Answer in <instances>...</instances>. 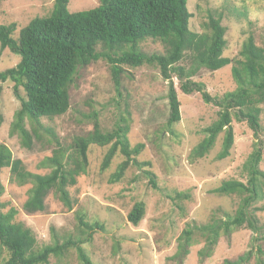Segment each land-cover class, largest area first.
I'll return each mask as SVG.
<instances>
[{
	"label": "rangeland",
	"instance_id": "obj_1",
	"mask_svg": "<svg viewBox=\"0 0 264 264\" xmlns=\"http://www.w3.org/2000/svg\"><path fill=\"white\" fill-rule=\"evenodd\" d=\"M98 4L99 0H70L68 8L75 12ZM188 7L193 14L190 28L199 33L204 31L203 23L210 11L223 15L228 42L224 55L227 57L238 58L243 42L251 35L257 45H264V0H188ZM52 9V0H0V23L15 22L14 36L18 38L31 19L49 15ZM141 48L147 53H165V45L159 40L146 39ZM19 61L20 55L9 48L1 49L0 45V71L16 66ZM232 65L217 71L202 68L193 79L204 82L212 96H222L237 88ZM124 69L120 96L107 61L100 59L81 67L69 89L70 109L53 119L42 118L41 137L33 138L31 149L24 147L20 138L10 133L20 100L14 94L13 82H0V144L7 145L13 158L21 159L27 170L46 174L51 168L42 166V161L52 156L58 145L45 128L53 129L61 146L71 147L78 137L93 130V120L89 117L92 111L99 113L103 130H112L121 115L130 112L131 145L145 144L137 159L152 162L151 170L157 176L158 187L154 188L144 172L133 165L119 182L111 183L110 176L125 157L117 152L110 167L102 171V160L110 144L90 145L87 172L69 188L78 200L73 210L68 211L52 191L46 199L44 212L28 214L23 205L32 183H18L10 168L1 172L5 189L0 195V210L8 213L15 209L14 221L24 222L33 231L38 248L56 240L88 239V232L79 223L80 215L89 221L100 222L104 229H97L83 244L92 264H224L226 259H237L248 252L253 254L247 264H258L259 257L264 261V194L254 204L260 233L247 226L234 228L230 235L222 233L213 254L204 259L199 251L206 241L200 234H195L189 254L182 260L176 255L178 240L185 228L226 220L239 207V195H221L213 190L224 180H248L245 164L256 141L248 123L233 119L235 142L228 157L218 158L224 132L207 155L194 157L192 150L205 137L204 128L217 119L220 108L205 102L200 92L184 93L180 81L174 77L181 103V121L171 132L166 125L170 113L169 81L152 65H124ZM21 93L24 95L23 89ZM261 125L260 136L264 140V105ZM25 126L29 130L33 128L29 119L25 120ZM260 169L264 171V154ZM176 191L190 196L181 202L182 210L171 197ZM138 201L145 203L146 210L142 221L135 226L128 220V214ZM8 258V250L0 244V264ZM48 264L84 263L77 250L72 248L63 256H52Z\"/></svg>",
	"mask_w": 264,
	"mask_h": 264
},
{
	"label": "trees",
	"instance_id": "obj_2",
	"mask_svg": "<svg viewBox=\"0 0 264 264\" xmlns=\"http://www.w3.org/2000/svg\"><path fill=\"white\" fill-rule=\"evenodd\" d=\"M52 1L50 14L31 19L21 29L18 38L14 36L17 29L15 22L0 23L1 49L9 48L20 55L16 66L0 71V82H13L14 94L20 100L10 133L17 135L22 145L31 149L33 138L41 137L42 118L53 119L70 109L69 89L81 67L100 59L107 61L114 87L121 96L124 65L155 66L169 81L170 113L166 125L171 132L174 125L181 121V103L174 77L180 81L184 93L200 92L205 102L220 108L217 119L204 128L206 135L192 150V156L207 155L218 136L224 132L223 147L218 158L228 157L235 142L233 119L246 121L256 138L254 149L245 164L248 180H224L213 190L221 195L240 196V205L235 214L226 220L185 228L178 240L177 257L182 260L189 254L195 234H200L206 241L199 251L204 259L213 254L222 233L230 235L234 228L242 226L260 233L254 204L264 194V171L260 169L264 154V140L260 136L264 105V45H257L251 35L243 42L238 58L225 56L228 42L227 28L222 23L223 15L210 11L207 21L203 23L204 31H193L190 28L193 14L189 10L188 0H99L97 6L75 12L68 8L70 0ZM146 39L161 41L165 45V53L143 51L141 43ZM232 63L231 72L237 88L222 96H212L204 82L193 79L202 68L217 71ZM127 115H121L112 130H103L99 113L92 111L89 117L93 120V130L78 137L71 147L61 146L53 129L45 128L58 145L53 155L42 161V166L51 168L46 174L27 170L21 159L13 158L7 145L0 144V195L5 189L1 179L2 169L10 168L18 183H32L23 205L28 214L44 212L46 199L52 191L71 211L78 200L72 196L69 188L75 186L78 177L87 172L89 146L109 144L102 160V171L110 167L117 152L125 157L110 176L111 183L119 182L133 165L142 170L152 186L157 188V176L151 170L152 162L137 159L145 144L131 145L130 112ZM26 119L33 124L31 130L25 126ZM171 197L182 210L181 202L190 196L176 191ZM145 207L143 201L134 204L128 214V220L133 225L137 226L142 221ZM15 214V209L8 213L0 210V244L9 252V258L3 264H48L52 256H63L72 248L77 250L82 263L92 264L83 244L91 239L97 229H104L100 222L89 221L80 215L79 223L88 232V239L56 240L53 244L38 248L33 231L24 222L14 221ZM252 254L248 252L237 259H226L224 264H247ZM258 264H264L261 257Z\"/></svg>",
	"mask_w": 264,
	"mask_h": 264
}]
</instances>
